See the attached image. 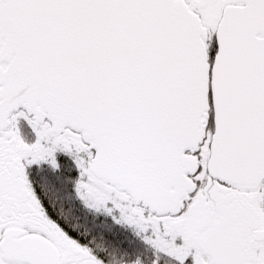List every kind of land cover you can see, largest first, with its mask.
<instances>
[{
  "label": "snow or ice",
  "instance_id": "obj_1",
  "mask_svg": "<svg viewBox=\"0 0 264 264\" xmlns=\"http://www.w3.org/2000/svg\"><path fill=\"white\" fill-rule=\"evenodd\" d=\"M0 264H264V0H0Z\"/></svg>",
  "mask_w": 264,
  "mask_h": 264
},
{
  "label": "flooded vegetation",
  "instance_id": "obj_2",
  "mask_svg": "<svg viewBox=\"0 0 264 264\" xmlns=\"http://www.w3.org/2000/svg\"><path fill=\"white\" fill-rule=\"evenodd\" d=\"M61 210L64 212V214L70 218H74L75 217V213L73 212V209L71 207L68 208H63V205H61ZM86 223V221H85ZM83 226V225H82ZM103 240H97V244L99 245H103Z\"/></svg>",
  "mask_w": 264,
  "mask_h": 264
}]
</instances>
